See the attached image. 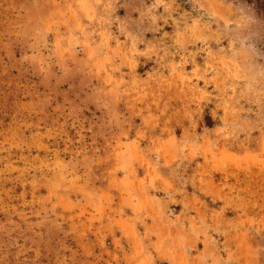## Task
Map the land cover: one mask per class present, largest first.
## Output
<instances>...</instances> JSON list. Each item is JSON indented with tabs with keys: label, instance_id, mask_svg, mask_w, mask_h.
I'll list each match as a JSON object with an SVG mask.
<instances>
[{
	"label": "rangeland",
	"instance_id": "374dc122",
	"mask_svg": "<svg viewBox=\"0 0 264 264\" xmlns=\"http://www.w3.org/2000/svg\"><path fill=\"white\" fill-rule=\"evenodd\" d=\"M0 264H264L254 4L0 0Z\"/></svg>",
	"mask_w": 264,
	"mask_h": 264
},
{
	"label": "trees",
	"instance_id": "16d2710c",
	"mask_svg": "<svg viewBox=\"0 0 264 264\" xmlns=\"http://www.w3.org/2000/svg\"><path fill=\"white\" fill-rule=\"evenodd\" d=\"M249 4H254L256 9L261 13L264 17V0H243Z\"/></svg>",
	"mask_w": 264,
	"mask_h": 264
}]
</instances>
